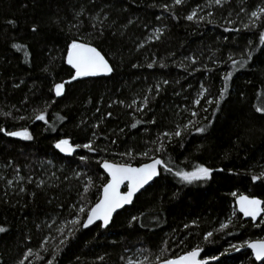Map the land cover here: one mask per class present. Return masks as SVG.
Masks as SVG:
<instances>
[{
    "label": "trees",
    "instance_id": "16d2710c",
    "mask_svg": "<svg viewBox=\"0 0 264 264\" xmlns=\"http://www.w3.org/2000/svg\"><path fill=\"white\" fill-rule=\"evenodd\" d=\"M105 2L110 5L106 8L110 20L117 22L111 31L120 29L124 33L113 37L109 32L102 41H97L115 65L114 74L74 81L66 85L64 97L55 98L49 88L55 82L67 80L72 71L63 61L69 22L75 23L72 18L81 5L89 12H95ZM163 3L171 4L172 0H96L95 6L89 0H0V111H12L17 117L0 115V125L9 130L28 127L34 137L25 141L0 133V177H3L0 179V224L8 229L6 233H0V264H17L28 247L43 257L42 260H37L35 255L29 257L31 264H46L62 237L44 223L55 218L56 226H59L62 220L71 218L73 210L70 206L78 203V193L87 177H91L94 184L88 200L96 201L101 185L106 181L97 161L122 162L117 153L128 149L146 150L159 133L173 130L176 123L192 118L193 110L198 112V117L192 119L211 118L215 105L208 106L202 100L197 107L192 102L201 83L209 89L205 99L215 98L223 84L221 77L228 71L233 72L230 94L216 114L213 127L208 133L193 132L186 136L183 147L179 146L180 141L174 140L162 156L189 171L196 164L224 168L225 171L214 172L213 179L208 182L188 186L164 173V178L148 186L135 197L130 207L114 216L109 229L93 226L77 232L74 239L69 238L67 245H60L62 251L57 264H126L129 257L138 255L143 259V254H149L154 260L165 247L163 241H168L166 256L182 255L199 246L203 249V259L218 257L209 264H264V261L256 262L250 251L244 249L246 242L264 240V224L256 227L253 221L236 213L229 228L214 232L211 242L203 238L205 232L219 229L220 222L231 216L235 209L232 192L264 199V182L251 181V174H258L264 168V120L252 118L254 114L259 115L255 113V107L264 106V44L259 39L264 28L225 31V28H241V21L247 22L246 13L237 16L240 7L246 12L254 10L258 5H264V0H231L223 8L209 7L208 0H185L182 6L174 9L179 20L161 9ZM197 5L204 9L200 15H205V20L210 19L212 23L183 19ZM209 11L213 13L211 17L206 15ZM157 16L161 19L157 20ZM57 18L61 19L59 25L52 22ZM128 19L133 23L120 28ZM228 19L234 23L228 24ZM9 20L15 21V25L8 24ZM34 22L40 25L38 33L31 32ZM156 28L162 29L160 39H149ZM91 31L85 18L78 35L87 36ZM12 42L28 47L16 51L10 47ZM141 43L144 46L138 49L137 45ZM249 52L252 58L244 68L237 66L234 69L230 61L213 64L210 59L227 61L228 55L232 54L239 61L247 59ZM192 55L198 57L195 65L184 60ZM153 59L157 61L156 66L147 68V63ZM161 60L167 67H160ZM181 61L188 65L187 70L177 66ZM133 64L141 67L133 68ZM204 65L213 71H204ZM46 66L48 72L43 70ZM163 79L170 83L163 86L158 96L155 92L149 94V86ZM21 80L24 83L14 88L13 85ZM145 95L153 98L143 113L113 103L123 100L130 104L133 99L141 101ZM25 96L29 98L28 104H22ZM52 99L56 102L47 109V118L56 131H51L42 121L18 119L20 115L31 117L33 108H43L44 101ZM204 107H208V112L202 110ZM108 112L112 113L111 117L106 115ZM59 116L67 119L60 121ZM136 119H155L156 124L141 123L133 129L130 125ZM95 124H99V128L94 129ZM121 128L123 132H120ZM93 131L100 137L96 145L107 151L89 153L78 149L72 156L65 157L53 147L55 140L65 134H69L75 143H86ZM111 140L116 143L111 144ZM80 155L89 157L86 165L79 161ZM9 161L13 162L10 167L6 166ZM142 162L146 161L139 157L132 161L134 165ZM17 165L20 175L44 179L49 186L38 190L35 183L21 182L27 192L17 195L19 185L14 184L12 188L6 185L8 179L15 181ZM77 171L82 173L79 178L74 176ZM53 172L55 176L51 175ZM5 191L9 193L7 197ZM33 191L37 193L35 198L30 195ZM173 193L178 195L174 197ZM132 216L139 217V223L129 227ZM193 220L197 221L195 226L183 227L191 225ZM259 220L255 223L259 224ZM37 224H41L40 229L36 228ZM45 236H49L44 245L47 252L40 247ZM142 250L147 252L142 253ZM98 256H104V260H98Z\"/></svg>",
    "mask_w": 264,
    "mask_h": 264
},
{
    "label": "snow or ice",
    "instance_id": "6c2138e0",
    "mask_svg": "<svg viewBox=\"0 0 264 264\" xmlns=\"http://www.w3.org/2000/svg\"><path fill=\"white\" fill-rule=\"evenodd\" d=\"M185 0H172L171 4L163 3L160 5L163 11H168L171 13L172 18L174 20H179L180 17L175 12V7L182 6ZM231 0H208V6L223 8L226 4H229ZM89 3L95 6L96 0H89ZM155 6V5H153ZM110 7L106 2L99 6L98 10L95 12H89L88 8L84 5H81L79 10H77L73 15V20L75 23L69 22L70 27L68 29L69 36L66 38L65 47L63 49L64 56L63 61L66 65L70 67L72 70L70 72L69 78L67 80H61L60 82H55L49 88V92L54 95L55 98L64 97L66 95V85L71 84L74 81L82 80L87 77H97V76H112L115 72V65L110 62L108 58V53H106L101 47L100 43L97 41H102L106 34L110 32V34L115 37L116 35H123L124 33L120 31V29H116L115 31H111L113 27L116 25V20H110V13L106 11V8ZM199 10V11H198ZM204 9L197 5L196 8H193L187 15L183 17V19L189 22H206L212 23V20H205V15H200V12H203ZM241 13H246L247 22L241 21V28H225V31H236L241 32L244 30H252L256 28H264V5H258L254 10H250L246 12L244 7H240L239 12H237V16ZM206 15L211 17L213 13L211 11L207 12ZM229 17H231L232 13L229 12ZM85 18L88 21V26L92 30L88 33L87 36L78 35L81 31V28L84 26ZM157 20L161 19L160 16L156 17ZM53 23L59 25L61 23V19L57 18L52 21ZM10 25H15V21L9 20L7 21ZM133 23L132 19H128L126 24H122L120 28H127L128 25ZM228 24L234 23L233 20L228 19ZM76 31L73 32L72 30ZM40 30V25L38 23H33L31 26L32 33H38ZM162 35V29L156 28L153 32V37H149V39L159 40ZM260 43L264 44V31L260 32L259 35ZM251 44V41H249ZM143 43L138 44L137 48H142ZM12 49L16 51L26 50L27 45L12 42L10 44ZM172 55H175L174 53ZM252 55L251 52L247 54V59L236 60L233 58L232 54H229L227 57V61H220L215 58L210 57L213 64H219L222 62H231V66L235 69L237 66L239 68H244L247 66L248 61L251 60ZM185 61H189L191 65H195L198 61V57L195 55L184 57ZM157 61L153 59L151 62L147 63L146 67L152 69L156 66ZM175 63V62H174ZM178 67L184 68L187 70L188 65H185L183 61H181ZM133 68L141 67L139 64H133ZM160 67H167V64L161 60ZM45 72L49 71V68L46 66L43 69ZM200 69H193V71H199ZM204 71L211 72L212 68H209L207 65H204ZM233 72L228 71L224 74L221 79L223 81L222 87L219 89L218 94L215 98H206V94L209 93V89L205 87L203 83L200 85V89L196 94V99L193 100L194 106H200L201 101L205 100L208 106L215 105L211 112V118L208 116H204L202 121L200 119H192L198 117L197 111H191L190 115L192 118H188L184 123H176L173 130L163 131L157 135L154 140H151L149 143L151 147L147 148L141 152H135L133 149H128L124 152L117 153L121 157L122 162H117L115 160L102 159L101 161H97L100 166L103 168L106 173V181L101 185V192L99 197L96 199L94 203L88 200V195L90 193L91 188L94 186L92 178L87 177L86 182L82 185V191L78 193L79 201L76 204H72L70 207L73 212L70 213L71 218L65 219L60 222L59 226H56V219L51 218L50 222H45L44 226L48 229H55L57 233L60 234L62 239L59 240V244L52 250L51 259H48L46 264H57V258L62 251L60 245H67L69 242V238H75L76 233L90 229L93 226L100 229H109L110 226L114 223V213H117L119 209H123L126 205H130L133 203L134 197L138 193L141 192L142 189L146 190L145 186L151 187V185L157 182L158 179H162L163 174H171L173 177L177 179V181L184 186L193 185L197 182H208L213 179L214 172H224V168H212L210 166H206L204 164H196L192 167V169L185 170L180 168L179 166L173 165L171 158L164 159L162 158L163 154L167 153L168 145L172 144L173 141H180V147H183V140L186 136L194 133L196 134H205L208 133L209 130L213 127L215 123L216 114L220 111L221 105L227 100L229 96V87L230 81L232 80ZM24 81L21 80L20 83L14 84V88H19ZM170 83L169 80L163 79L162 81L156 83L154 86H149L148 93L151 94L155 92V95L158 96L162 91L163 86L168 85ZM179 83V81H176ZM243 95V94H241ZM150 95H145L141 101L137 99H133L130 104H125L123 100L113 101V103H118L123 105L129 109H132L133 112L143 113L145 109H148L150 99H152ZM29 98L25 96L22 104H28ZM56 100L52 99L51 101H44L43 108H33L32 116L28 115H20L18 117L19 120H27L34 119L35 121H42L44 124L49 126L51 131H56V127L54 124H49L47 118V109L51 107V104L55 103ZM112 104H109L111 107ZM15 108V105H13ZM186 111L188 109H185ZM204 112H208V107H204L202 109ZM17 112L20 109H16ZM99 112L100 109L97 108ZM255 113L259 115H253V119L256 120H264V106L255 107ZM0 115H3L5 118L12 117L16 119L17 117L13 116L12 111H0ZM108 117L112 116L111 112L106 113ZM58 119L63 121L67 119L66 116H59ZM141 123H149L156 124L155 119H150L148 121H142L140 119H136L133 123H131L130 127L135 129L137 125ZM94 129L99 128V124H95L92 126ZM124 129L121 128L120 132H123ZM0 133H2L6 137L17 138L19 140L31 141L34 139L32 132L28 127H20L15 130H9L4 126L0 125ZM99 135L96 131H93L91 134V138H88L86 143H75L69 134H65L57 138L53 144V147L58 150L59 153L64 154L65 156H72L77 152L78 149H85L89 153H97L98 151H107V149H100L96 145V140L99 139ZM107 139V137H104ZM239 139V137H238ZM111 144H115L116 140H111ZM142 158L146 162L139 163L138 165H134L132 163L133 160L137 158ZM79 161L82 164H87L89 162V157L87 155H80ZM12 161H9L6 166L10 167L12 165ZM51 163V161H49ZM20 167L17 165L15 167V181L13 179L6 180V185L9 188H12L15 185H19L17 195L23 194L27 192L26 187L23 183L33 184L35 183V187L38 190H43L45 187L49 186L47 181L44 179H33V176L29 175L27 177L20 175ZM232 173V169L228 170ZM81 172L77 171L74 173L76 178L81 176ZM55 176L56 174L53 172L51 174ZM3 179V177H0ZM57 179H59L57 177ZM65 180L68 179L67 176L64 177ZM252 182H264V168L259 171V173L251 174ZM58 186V185H57ZM121 186L126 187V191H121ZM9 193L7 191L4 192V196L7 197ZM30 195L35 198L37 193L35 191L31 192ZM178 193H173V196H177ZM231 195L235 197L236 208L233 210L231 216H229L225 221L220 222L219 229H214L213 231H207L204 233V240L207 242H211L210 238L213 237L214 232H220L229 228V225L232 223V217L236 216L237 211L242 213L244 217H250L254 222V226L259 227L260 224H264V199H260L254 195H245L240 194L237 195L236 192H232ZM5 202H8L7 200ZM49 203L52 201L49 200ZM59 207H63V205H59ZM143 215V214H141ZM260 218L259 224L255 222ZM134 223H139V217L132 216L129 222V227H133ZM197 221L193 220L191 225L185 224L184 228H189L190 226H195ZM141 227L144 225L141 224ZM37 229L41 228V224L36 225ZM8 229L0 224V233H6ZM175 231V230H174ZM55 239L56 237H52ZM29 239H31L29 237ZM49 236L44 237V241L41 243L40 247L47 252L48 249L44 247V245L48 242ZM182 242V241H181ZM165 247L161 248L159 251V255L155 256V259L152 260L149 254H143V259H132L129 258L127 260V264H208V259H201L200 255L203 251L199 246L192 248L191 250L185 252L182 255H172L166 256L167 244L168 241H163ZM247 247L250 248L254 254L256 261H264V241H255V242H246ZM230 247L236 248L235 245H231ZM238 250V249H236ZM147 250H142V253H146ZM35 255L37 260H42L43 257L39 255V253H34L31 247H28L27 250L23 253V257L17 261V264H25V261L29 260V257ZM221 255H225V253H221ZM78 259V258H77ZM98 260L103 261L104 256H98ZM124 259V257H121ZM210 259H218V257H211Z\"/></svg>",
    "mask_w": 264,
    "mask_h": 264
},
{
    "label": "water",
    "instance_id": "95a60500",
    "mask_svg": "<svg viewBox=\"0 0 264 264\" xmlns=\"http://www.w3.org/2000/svg\"><path fill=\"white\" fill-rule=\"evenodd\" d=\"M98 77H104V76H98ZM58 151V150H57ZM61 154V153H60ZM63 156H65L64 154H62ZM65 157H70V156H65ZM100 169L102 170V172L104 173V175L106 176V173L104 172V170H103V168L100 166ZM146 188L148 187V186H145ZM144 189H142L141 190V192L143 191ZM121 191H126V187L125 186H121ZM140 192V193H141ZM139 194V193H138ZM137 194V195H138ZM136 195V196H137ZM134 199H135V197H134ZM134 199H133V201H134ZM132 204H130V205H126L123 209H125V208H128V207H130ZM237 206H236V204H235V208H236ZM123 209H119L118 210V212L117 213H119L120 211H122ZM117 213H114V216L117 214ZM237 213L243 218V219H246V220H251V218L250 217H244L243 216V214L242 213H239L238 211H237ZM260 218H258L257 219V221L259 220ZM252 221V220H251ZM256 221V222H257ZM255 241H264V240H255ZM255 241H251V242H255ZM244 249H246V250H248V251H250V253H251V255H252V258L255 260V257H254V254H253V252H252V250L250 249V248H248L247 247V245L245 246V248ZM241 250V249H240ZM200 258L201 259H203L202 257H201V255H200ZM216 259H208V264L209 263H211V262H213V261H215ZM256 261V260H255ZM256 262H258V263H260V262H262V261H256Z\"/></svg>",
    "mask_w": 264,
    "mask_h": 264
},
{
    "label": "rangeland",
    "instance_id": "374dc122",
    "mask_svg": "<svg viewBox=\"0 0 264 264\" xmlns=\"http://www.w3.org/2000/svg\"><path fill=\"white\" fill-rule=\"evenodd\" d=\"M129 258H132V259H140V257L138 255H135L133 257H129ZM127 264V263H126Z\"/></svg>",
    "mask_w": 264,
    "mask_h": 264
}]
</instances>
